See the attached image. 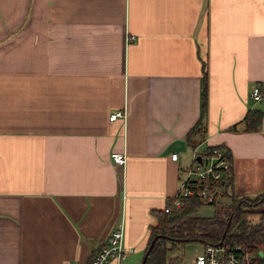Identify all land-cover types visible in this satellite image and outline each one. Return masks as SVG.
Here are the masks:
<instances>
[{"label": "crops", "instance_id": "crops-1", "mask_svg": "<svg viewBox=\"0 0 264 264\" xmlns=\"http://www.w3.org/2000/svg\"><path fill=\"white\" fill-rule=\"evenodd\" d=\"M203 66L199 145L229 151L234 194L263 192L264 115L244 117L264 112V0H0V264H85L121 222L132 250L107 264H139L192 161Z\"/></svg>", "mask_w": 264, "mask_h": 264}, {"label": "trees", "instance_id": "trees-1", "mask_svg": "<svg viewBox=\"0 0 264 264\" xmlns=\"http://www.w3.org/2000/svg\"><path fill=\"white\" fill-rule=\"evenodd\" d=\"M207 70L203 66L201 80V113L195 124L187 133V141L191 147L199 144L205 135V122L207 112ZM264 112L258 107L247 110L244 120L246 129L257 130L261 124ZM231 128H235V125ZM211 146H204L207 149ZM227 151V149H226ZM229 154V151H227ZM230 156V154H229ZM233 172L230 169L227 182L224 185L225 194L232 189ZM231 202L224 206H218L212 216L195 214L201 202L197 196L183 199L180 207L172 206L169 211L157 209V223L151 225L145 251L152 239L153 246L149 250L143 264H172L170 256L172 251H181L186 243L199 241L202 244L231 241L242 244L250 249H264V210H260V217L256 223H251L247 218V212L241 208L249 205L248 202L238 200L231 196ZM262 198L254 204L262 203ZM170 202V200L168 201ZM244 202V203H243ZM229 222V223H228ZM225 235L223 236V234ZM101 245V244H100ZM99 245V246H100ZM99 246L93 248L88 254L85 264H91ZM144 251V253H145ZM177 256V255H175Z\"/></svg>", "mask_w": 264, "mask_h": 264}, {"label": "built area", "instance_id": "built-area-1", "mask_svg": "<svg viewBox=\"0 0 264 264\" xmlns=\"http://www.w3.org/2000/svg\"><path fill=\"white\" fill-rule=\"evenodd\" d=\"M129 38H133L129 36ZM250 96L255 102H264V90L259 85L253 86ZM125 112L116 110L109 115L110 119L124 117ZM200 156V160L197 157ZM124 152H112L111 158L116 164L125 161ZM178 158L177 152L171 153V159ZM231 158L226 148L212 145L204 149L199 144L192 147V161L188 165L178 168L182 174L180 184L170 202L163 207L169 211L172 206L180 207L183 199L197 196L203 203H216L217 198L225 194L224 185L227 182ZM122 222L113 229L99 246L91 264H107L111 258L119 263L132 249H126L123 242ZM70 264H78L73 262ZM180 264H264V249H250L236 242L220 241L203 244L202 250L197 252L187 263Z\"/></svg>", "mask_w": 264, "mask_h": 264}, {"label": "rangeland", "instance_id": "rangeland-1", "mask_svg": "<svg viewBox=\"0 0 264 264\" xmlns=\"http://www.w3.org/2000/svg\"><path fill=\"white\" fill-rule=\"evenodd\" d=\"M262 103V102H261ZM259 102L258 104L261 105ZM229 194L221 195L217 198L216 203H202L198 207V209L195 211V214L197 215H203V216H212L214 214V210L216 207L224 206L229 204L231 200V196L236 197L238 200H243L244 202H248L249 205H242L241 208H244L247 212V218L251 221V223H256L259 220L260 217V210H264V201L262 203L254 204L258 199L262 198L263 192L252 194V195H237L234 194L231 190H228ZM243 202V203H244ZM231 242V241H228ZM202 243L199 241L194 242H188L184 246V248L181 251L174 250L171 253L170 261L172 264H180V263H187L189 262L193 256L202 250ZM177 255V256H175ZM143 257V256H142ZM141 261V259L139 260ZM130 260L126 259L122 262V264H138V261H134V263H129Z\"/></svg>", "mask_w": 264, "mask_h": 264}, {"label": "water", "instance_id": "water-1", "mask_svg": "<svg viewBox=\"0 0 264 264\" xmlns=\"http://www.w3.org/2000/svg\"><path fill=\"white\" fill-rule=\"evenodd\" d=\"M197 159L200 160V156H198ZM228 223H229V222H228ZM224 235H225V233L223 234V236H224ZM154 240H155V239H152V240H151V242H150L148 248L146 249V251H145V253H144L143 257H142V260H141V262H140L139 264H143V263L145 262V260H146V256H147L149 250L151 249V247L153 246Z\"/></svg>", "mask_w": 264, "mask_h": 264}]
</instances>
